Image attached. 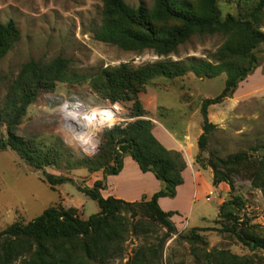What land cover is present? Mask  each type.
Wrapping results in <instances>:
<instances>
[{
	"label": "rangeland",
	"instance_id": "374dc122",
	"mask_svg": "<svg viewBox=\"0 0 264 264\" xmlns=\"http://www.w3.org/2000/svg\"><path fill=\"white\" fill-rule=\"evenodd\" d=\"M123 1L131 7L144 5L151 9L153 6L152 0ZM187 1L195 7L199 5V0ZM257 1L216 0V7L222 20L227 14H245ZM101 7V0H0V25L11 21L19 31L18 39L0 60V107L10 82L29 60L44 64L59 56L67 61L69 73L80 77L57 83L50 92H41L15 129L19 136L33 139L41 147L56 148L62 156L58 167L35 170L14 151H0V231L15 222L26 224L51 206H76L82 220L99 211L97 202L77 191L75 185L91 188L94 181L100 180L101 171H88L85 167L68 170L64 165L67 156L78 160L86 156L63 131L59 106L66 100H79L88 107L109 102L95 83L94 75L100 69L125 63L137 67L156 61H184L190 57L208 60L223 41L220 35L193 36L175 54L166 57H158L152 50L124 51L94 39L93 31L102 20ZM259 30L264 33V9ZM260 49L263 51L260 66L238 84L230 98L207 108L208 120L214 127L206 135V147L198 154L201 160L198 165L203 164L212 172L209 164L218 165L219 159L239 153L246 156V162L231 166L225 172L233 184L232 196L241 200L239 210L235 211L239 222L248 223L250 235L264 238V198L252 182L264 147V44ZM224 80V74L213 79L197 78L192 73L176 78L154 77L138 94L145 111L143 118L152 123L146 109L157 102L164 109L156 117L169 113L173 118L178 117L183 108L187 116L201 123V102L216 97ZM120 103L125 109H131L130 102ZM5 136L6 127L2 126L0 138ZM99 138L101 145L102 134ZM44 175L68 177L74 184L65 183L52 189ZM203 177L209 183L207 173ZM210 185V191L199 192L190 216L177 214V219L170 218L174 232H168L156 222L143 221L135 229H128L120 252L107 264H125L134 250L157 248L161 240L164 242L160 264H264V249L244 245L233 234L222 231L223 226L215 219L218 202L220 198L222 202L230 199V189L226 184L227 193L223 195L212 181ZM124 217L132 221L129 213Z\"/></svg>",
	"mask_w": 264,
	"mask_h": 264
},
{
	"label": "trees",
	"instance_id": "16d2710c",
	"mask_svg": "<svg viewBox=\"0 0 264 264\" xmlns=\"http://www.w3.org/2000/svg\"><path fill=\"white\" fill-rule=\"evenodd\" d=\"M153 6H128L123 0H101V23L93 31L96 41L110 44L124 51L152 50L158 57L175 54L179 46L193 36L220 35L223 41L208 59L187 58L184 61H156L137 67L120 64L100 69L96 78L97 89L109 102H130L127 110L135 118L126 127H114L102 133L101 143L95 155L78 160L67 156L66 169L85 167L88 171H101L102 179L93 182L91 188L76 186L77 191L97 202L99 211L82 220L75 208L51 206L26 224L15 222L0 231V264H107L120 252L129 228L147 222H156L168 232H174L170 218L172 212H163L157 200L174 198L176 188L183 183L181 173L185 169L182 155L165 149L152 134V123L144 119L145 111L138 99L146 82L154 77L176 78L192 73L197 78L213 79L225 75L223 88L214 98L204 99L200 105L202 134L198 138L199 152L204 151L206 135L214 127L208 120L207 108L230 98L239 83L253 73L262 62L264 33L259 30L263 16L264 0L245 14H227L220 19L216 0H199L194 6L187 0H152ZM19 31L11 21L0 25V60L10 45L18 39ZM80 78L68 71V63L62 57L41 64L29 60L21 67L9 84L7 96L0 107V128L6 127L5 138H0V151L10 149L35 170L58 167L61 157L53 147H41L33 139H25L16 133L27 107L41 92H50L57 83ZM86 78V77H85ZM119 102V103H120ZM122 104V103H121ZM125 156L137 164L142 173L150 172L162 184V188L149 200L125 202L113 197L103 198L106 177L117 175ZM244 154H235L212 169V185L225 183L230 189V199L218 207L216 221L223 232L233 234L244 245L264 249V238L250 235L247 222H239L235 215L241 206L239 197L232 196L233 184L226 174L231 166L246 162ZM199 155L196 163H200ZM205 168V165H201ZM46 183L54 189L65 183L74 184L68 177L44 175ZM255 188L264 198V147L261 160L252 177ZM129 213L132 221L124 217ZM140 213V217L133 222ZM197 237V236H196ZM139 247L125 264H160V250ZM212 261L215 257H211Z\"/></svg>",
	"mask_w": 264,
	"mask_h": 264
},
{
	"label": "crops",
	"instance_id": "0c3cea01",
	"mask_svg": "<svg viewBox=\"0 0 264 264\" xmlns=\"http://www.w3.org/2000/svg\"><path fill=\"white\" fill-rule=\"evenodd\" d=\"M160 109L164 108H159L157 102L146 109L152 119V134L165 149L182 155L185 169L181 173L183 183L176 188L175 197L159 198L157 204L163 212L174 213L172 219L176 218L177 214L188 217L195 200L199 198V192L206 193L212 189L210 185L212 172L196 163V157L199 154L198 138L202 133L201 123L199 119L192 120L187 116L183 108L178 117H171V113L164 117H156ZM203 173H207L209 183L205 181ZM100 179H102V174ZM161 188L162 184L155 179L152 173H142L131 157L125 156L121 171L117 175L106 177V189L101 190L100 195L103 198L113 197L125 202H139L142 199L149 200ZM215 189L222 191L223 195L227 193L225 183H220ZM222 201L223 199L220 198L218 207ZM62 207L79 209L76 206L64 205Z\"/></svg>",
	"mask_w": 264,
	"mask_h": 264
},
{
	"label": "built area",
	"instance_id": "2783aa9c",
	"mask_svg": "<svg viewBox=\"0 0 264 264\" xmlns=\"http://www.w3.org/2000/svg\"><path fill=\"white\" fill-rule=\"evenodd\" d=\"M62 112L61 126L68 137L77 145L83 156H92L93 146L99 149L101 134L114 127L124 128L135 118L128 115L119 102L88 107L79 100H66L59 106Z\"/></svg>",
	"mask_w": 264,
	"mask_h": 264
},
{
	"label": "clouds",
	"instance_id": "9594fccd",
	"mask_svg": "<svg viewBox=\"0 0 264 264\" xmlns=\"http://www.w3.org/2000/svg\"><path fill=\"white\" fill-rule=\"evenodd\" d=\"M93 148H94V151L88 153V155H92V154H94L98 150L97 146H95V145L93 146Z\"/></svg>",
	"mask_w": 264,
	"mask_h": 264
}]
</instances>
